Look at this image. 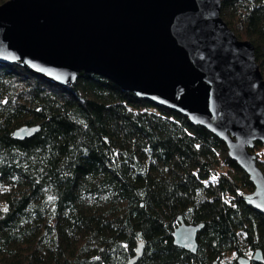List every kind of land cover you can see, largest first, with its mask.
I'll use <instances>...</instances> for the list:
<instances>
[{
  "label": "trees",
  "instance_id": "obj_1",
  "mask_svg": "<svg viewBox=\"0 0 264 264\" xmlns=\"http://www.w3.org/2000/svg\"><path fill=\"white\" fill-rule=\"evenodd\" d=\"M220 2L264 79V0ZM21 125L39 128L11 137ZM250 151L264 173V145ZM252 189L186 117L95 73L50 82L0 61V264H128L139 241L134 264L264 259V215L239 197ZM178 216L203 223L194 253L173 244Z\"/></svg>",
  "mask_w": 264,
  "mask_h": 264
},
{
  "label": "water",
  "instance_id": "obj_2",
  "mask_svg": "<svg viewBox=\"0 0 264 264\" xmlns=\"http://www.w3.org/2000/svg\"><path fill=\"white\" fill-rule=\"evenodd\" d=\"M220 11V0H5L0 61L50 82L95 73L202 126L248 175L253 189L239 197L264 215V173L250 151L264 145V79L252 42L237 38ZM38 128L21 125L11 137L22 140ZM177 221L173 244L194 253L203 223ZM252 262L264 263L259 249L236 258Z\"/></svg>",
  "mask_w": 264,
  "mask_h": 264
},
{
  "label": "rangeland",
  "instance_id": "obj_3",
  "mask_svg": "<svg viewBox=\"0 0 264 264\" xmlns=\"http://www.w3.org/2000/svg\"><path fill=\"white\" fill-rule=\"evenodd\" d=\"M246 40H248V39H246Z\"/></svg>",
  "mask_w": 264,
  "mask_h": 264
}]
</instances>
